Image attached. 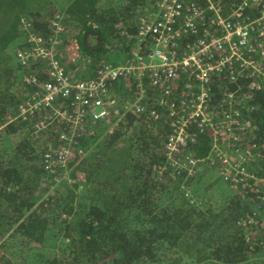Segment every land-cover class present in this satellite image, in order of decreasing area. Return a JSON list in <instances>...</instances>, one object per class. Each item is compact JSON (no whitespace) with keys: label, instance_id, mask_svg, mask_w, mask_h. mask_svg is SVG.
<instances>
[{"label":"trees","instance_id":"1","mask_svg":"<svg viewBox=\"0 0 264 264\" xmlns=\"http://www.w3.org/2000/svg\"><path fill=\"white\" fill-rule=\"evenodd\" d=\"M158 1L0 0V264H264V209L253 190L227 186L217 209L206 212L182 193L194 177L159 172L172 128L162 94L146 78L111 84L120 116L87 120L78 152L58 176L43 155L73 125L58 120L36 134L39 115L17 118L30 91L14 92L20 71L10 46L26 34L20 27L30 22L48 40L52 19L63 13L59 59L73 81L90 80L104 64L144 54L141 20ZM189 79L179 77L175 93L186 95ZM239 85L240 108L256 126V171L264 175V86L250 90L244 78ZM237 86L227 71L216 75L213 99ZM211 144L208 132L199 133L188 149L203 159Z\"/></svg>","mask_w":264,"mask_h":264},{"label":"built area","instance_id":"2","mask_svg":"<svg viewBox=\"0 0 264 264\" xmlns=\"http://www.w3.org/2000/svg\"><path fill=\"white\" fill-rule=\"evenodd\" d=\"M63 20V14L54 16L48 40L26 23L25 42L16 52L21 81L30 90L18 104L17 118L26 121L39 115L36 133L58 120L73 125L60 134L61 145L50 146L43 155L46 170L58 176L67 166L78 152L79 131H86L87 120L119 116L111 84L146 78L162 94L172 128L164 144L167 162L159 172L170 171L174 179L181 174L195 177L202 165H210L231 190H253L259 199L257 210L264 209V175H258L254 162L256 126L240 108L239 85L244 78L250 90L264 86V0H159L141 20L138 38L144 54L135 52L116 66L104 64L94 78L77 82L70 79L58 56ZM35 69L46 76L44 82ZM226 71L238 86L223 89L216 103L212 84L216 75ZM183 75L190 78L184 85L186 95L174 91ZM206 132L212 144L207 158L200 159L188 148L199 133Z\"/></svg>","mask_w":264,"mask_h":264},{"label":"rangeland","instance_id":"3","mask_svg":"<svg viewBox=\"0 0 264 264\" xmlns=\"http://www.w3.org/2000/svg\"><path fill=\"white\" fill-rule=\"evenodd\" d=\"M18 31L23 33L24 29L20 27ZM24 38L25 35L22 34L13 44H11L10 49L15 52V54L20 44L24 42ZM16 77L17 81L15 87L19 94L24 93L26 89L22 85L21 76L20 78H18V76ZM194 178L195 180L193 179L192 181V183L194 182L196 184L194 187H191V189L183 188L184 191H182V193L185 194V198L196 203L201 211L207 212V210L211 208L217 209L219 203H221L224 188L228 185L221 180L217 171L210 165H202L201 173Z\"/></svg>","mask_w":264,"mask_h":264},{"label":"clouds","instance_id":"4","mask_svg":"<svg viewBox=\"0 0 264 264\" xmlns=\"http://www.w3.org/2000/svg\"><path fill=\"white\" fill-rule=\"evenodd\" d=\"M152 11H154V10H152ZM151 11V12H152ZM59 14V13H58ZM60 14H63V13H60ZM57 15V14H56ZM64 15V14H63ZM64 21V20H63ZM64 26V25H63ZM23 28V27H22ZM24 29V28H23ZM34 30V29H33ZM25 31V30H24ZM36 31V30H35ZM65 32V28H64V31H63V33ZM63 33H62V36H63ZM25 35V34H24ZM62 36H61V39H62ZM24 42H25V38H24ZM24 42H22L21 44H24ZM62 44H63V39H62ZM62 44H61V46H62ZM61 48V47H60ZM18 50V49H17ZM60 50V49H59ZM15 58H16V54H15ZM17 61V60H16ZM18 63V62H17ZM20 68V67H19ZM21 69V68H20ZM67 71V70H66ZM22 73H23V71H22ZM22 73H21V75H22ZM67 74H68V72H67ZM69 75V74H68ZM69 77H70V75H69ZM70 79H71V77H70ZM72 80V79H71ZM73 81V80H72ZM22 82V81H21ZM74 82H77V81H74ZM22 85H24L23 83H22ZM24 87H25V89L27 88L25 85H24ZM119 116H120V112H119ZM118 116V117H119ZM118 117H116V118H118ZM109 119V118H108ZM106 120V119H105ZM64 121V120H63ZM94 121V120H93ZM103 121V120H102ZM65 122V121H64ZM94 122H96V121H94ZM56 123V122H55ZM55 125V124H54ZM53 125V126H54ZM35 133H36V129H35ZM36 134H39V133H36ZM60 142V141H59ZM60 145H61V142H60ZM52 147H54L53 145H51ZM55 148V147H54ZM197 205V204H196Z\"/></svg>","mask_w":264,"mask_h":264},{"label":"crops","instance_id":"5","mask_svg":"<svg viewBox=\"0 0 264 264\" xmlns=\"http://www.w3.org/2000/svg\"><path fill=\"white\" fill-rule=\"evenodd\" d=\"M14 59H15L16 67H18V69H19V71H20V74L18 75V77L20 78L21 73H22L23 70L19 68V64L17 63L15 56H14ZM14 92H15L16 94H19L18 90H17L15 87H14Z\"/></svg>","mask_w":264,"mask_h":264}]
</instances>
